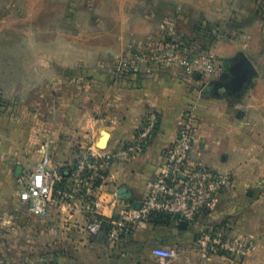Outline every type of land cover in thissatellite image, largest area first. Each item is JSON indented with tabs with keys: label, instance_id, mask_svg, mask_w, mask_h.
<instances>
[{
	"label": "crops",
	"instance_id": "obj_1",
	"mask_svg": "<svg viewBox=\"0 0 264 264\" xmlns=\"http://www.w3.org/2000/svg\"><path fill=\"white\" fill-rule=\"evenodd\" d=\"M51 1V22L39 35L51 51L33 60L55 66L42 70L25 63L31 54L0 53V264H160L154 248L175 245L163 246L170 242L153 233H176V227L135 225L111 243L107 226L98 234L87 226L141 204L188 112L198 124L193 161L231 180L199 227L223 224L253 245L241 258L202 256L200 264H264V0ZM202 25L213 37L198 33ZM169 43L183 55L209 49L217 73L198 79L171 62L135 60ZM241 54L256 67L252 86L240 97L207 91L204 85L219 80ZM126 60L139 72L121 77L116 68ZM149 112L160 120L145 152L114 158L91 196L55 203L45 218L23 205L20 192L46 157L64 169L84 151L117 154L135 141ZM177 231L197 232V222ZM178 257V264H197L194 244Z\"/></svg>",
	"mask_w": 264,
	"mask_h": 264
},
{
	"label": "built area",
	"instance_id": "obj_2",
	"mask_svg": "<svg viewBox=\"0 0 264 264\" xmlns=\"http://www.w3.org/2000/svg\"><path fill=\"white\" fill-rule=\"evenodd\" d=\"M202 35V34H201ZM167 50L151 53L138 62H171L180 66L190 76L200 74L204 79L217 73L216 57L211 51L197 55H183L172 43ZM121 77L139 72V67L129 61H122L116 68ZM157 112H149L135 141L120 147L119 153L105 155L84 151L73 167L59 168L53 156L46 157L30 175L20 192V199L28 211L39 218H45L55 203L68 204L77 195L89 197L106 179L110 162L117 156L128 159L145 152L159 126ZM184 123L176 140L165 151L164 166L151 182L146 198L138 207L128 206L117 218L105 221L94 218L87 226L92 234L100 233L107 226L111 243H118L129 236L133 226L150 223L152 215L169 217L176 228L186 222L188 228L205 214L230 184V177L219 171L193 161V148L198 124L193 113L185 114ZM70 181V182H69ZM197 246L204 257L248 254L253 245L246 239L229 234L228 227L221 224L211 227L197 239ZM154 255L161 264L179 256L177 247L157 246ZM43 259L35 264H52Z\"/></svg>",
	"mask_w": 264,
	"mask_h": 264
},
{
	"label": "rangeland",
	"instance_id": "obj_3",
	"mask_svg": "<svg viewBox=\"0 0 264 264\" xmlns=\"http://www.w3.org/2000/svg\"><path fill=\"white\" fill-rule=\"evenodd\" d=\"M51 0H0V53L10 54L11 56L17 57L19 54L29 55L31 60H27L25 63L38 64L41 65V69H49L55 66L54 62H50L49 60H33V54L35 53H48L50 52L49 45H41L39 43L41 28L49 27L51 22L50 19V2ZM55 1V0H54ZM63 1L64 0H60ZM56 4V1H55ZM54 4V5H55ZM167 44H163L162 46H158L157 50L162 52L163 50H167ZM183 48V47H182ZM177 49V48H176ZM184 49V48H183ZM197 50V46H195ZM208 51H210L208 49ZM195 53V54H194ZM192 55H197V52L191 53ZM190 56V55H189ZM216 57V55H215ZM12 62V61H11ZM184 70V69H183ZM20 76L26 75L25 77L29 79V73L25 74L19 73ZM205 216V215H204ZM201 221H197V232L192 231L187 234L180 233L177 231L173 233L169 231V229L165 230L162 228L156 229L153 233L152 238L155 240H167L170 244L163 245L168 246L172 245L177 247L180 251V254L187 249L189 242L190 244H194L197 252V264H200L198 258L203 255L200 253L199 248L197 246L198 237L207 231L209 228L200 229ZM159 227V226H155ZM152 244H156L153 242ZM162 245V244H161ZM152 247V245H151ZM13 256L12 254H9ZM226 259H234L232 256L224 257ZM236 258V257H235ZM241 258V256H240ZM139 260L144 259L143 256L138 258ZM202 260H207L202 259ZM179 257L170 260V262H166L165 264H178ZM17 264L18 261L12 262ZM203 263V262H202ZM1 264H7L2 262ZM25 264H28L25 262ZM159 264V263H155ZM161 264V263H160ZM223 264V263H222Z\"/></svg>",
	"mask_w": 264,
	"mask_h": 264
},
{
	"label": "water",
	"instance_id": "obj_4",
	"mask_svg": "<svg viewBox=\"0 0 264 264\" xmlns=\"http://www.w3.org/2000/svg\"><path fill=\"white\" fill-rule=\"evenodd\" d=\"M256 75L257 70L253 62L244 54H241L228 64L226 73L219 80L204 86L213 95L227 94L240 97L247 87L252 86ZM196 78L202 79L200 74H197ZM179 228L186 230L188 224L180 222Z\"/></svg>",
	"mask_w": 264,
	"mask_h": 264
},
{
	"label": "trees",
	"instance_id": "obj_5",
	"mask_svg": "<svg viewBox=\"0 0 264 264\" xmlns=\"http://www.w3.org/2000/svg\"><path fill=\"white\" fill-rule=\"evenodd\" d=\"M213 29H211L209 26L207 25H202L199 29H198V33L204 35L205 37H213ZM215 41V38L213 39V42ZM152 220L150 221L151 224H153L154 226H174V221L169 218V217H164L161 215H152ZM177 229H180L179 227ZM52 264H55V262L53 261Z\"/></svg>",
	"mask_w": 264,
	"mask_h": 264
}]
</instances>
